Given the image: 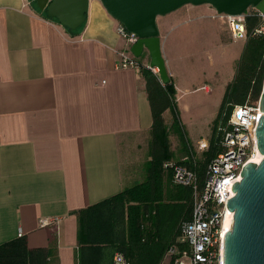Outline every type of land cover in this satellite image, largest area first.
<instances>
[{"label":"crops","instance_id":"0c3cea01","mask_svg":"<svg viewBox=\"0 0 264 264\" xmlns=\"http://www.w3.org/2000/svg\"><path fill=\"white\" fill-rule=\"evenodd\" d=\"M117 23L101 0H88L76 33L31 0H0V244L22 237L29 248L49 249V264H77L78 210L148 175L145 81L116 66L127 47ZM156 26L180 120L163 113L171 160L197 165L192 151L204 159L201 135H210L224 95L225 52L233 61L246 38L233 39L207 3L158 15ZM138 59L149 67L146 49ZM41 217L58 222L41 227Z\"/></svg>","mask_w":264,"mask_h":264},{"label":"trees","instance_id":"16d2710c","mask_svg":"<svg viewBox=\"0 0 264 264\" xmlns=\"http://www.w3.org/2000/svg\"><path fill=\"white\" fill-rule=\"evenodd\" d=\"M43 14L46 16L45 11ZM80 27L66 29L76 33ZM245 29L243 50L213 120L204 159L199 166L189 164L200 178L208 161L221 150L218 126L225 124L235 105L256 101L262 91L264 18L254 7L246 14ZM140 73L152 116L148 175L144 181L76 212L77 264H114L116 251L130 264H160L167 248L176 243L181 223L191 218V188L174 184L171 170L163 168L172 158L164 111L172 112L173 124L180 123L174 86L170 79L162 83L157 73L142 64ZM50 255L49 249L29 248L22 237L0 244V264H49Z\"/></svg>","mask_w":264,"mask_h":264},{"label":"built area","instance_id":"2783aa9c","mask_svg":"<svg viewBox=\"0 0 264 264\" xmlns=\"http://www.w3.org/2000/svg\"><path fill=\"white\" fill-rule=\"evenodd\" d=\"M248 10L238 15L221 13L235 40L246 38L245 17ZM260 14L264 18V14ZM116 32L127 42L126 49L119 53L116 66L140 71L139 57L130 51L138 36L120 22L116 25ZM149 68L158 72L155 67ZM258 99L235 105L225 124L218 126L221 150L208 161L201 178L184 162L167 160L163 163L164 169L171 170L173 183L191 188L193 196L191 218L181 223L176 243L165 252L168 264H222L223 225L227 214L232 213L233 221V212L226 204L227 199L234 195L232 184L241 180V171L248 162L260 161L255 160L260 152L255 130L262 114ZM207 146L206 142L199 143L200 148ZM55 222L58 218L41 217L38 220L41 227ZM112 259L114 264H130L120 251H116Z\"/></svg>","mask_w":264,"mask_h":264},{"label":"water","instance_id":"95a60500","mask_svg":"<svg viewBox=\"0 0 264 264\" xmlns=\"http://www.w3.org/2000/svg\"><path fill=\"white\" fill-rule=\"evenodd\" d=\"M32 1V0H31ZM36 7L62 26L75 30L85 21L88 0H34ZM108 12L138 39L130 51L140 57L146 49L149 67H155L162 83L169 81L156 17L171 12L184 4H210L218 13L238 15L254 7L264 14V0H101ZM259 116L255 130L257 147L262 159L248 162L241 171V180L234 181V195L227 199L233 212L230 230L223 236L222 264H264V83L260 93Z\"/></svg>","mask_w":264,"mask_h":264},{"label":"rangeland","instance_id":"374dc122","mask_svg":"<svg viewBox=\"0 0 264 264\" xmlns=\"http://www.w3.org/2000/svg\"><path fill=\"white\" fill-rule=\"evenodd\" d=\"M32 2V4L34 5V6H36L35 5V1L34 0H32L31 1ZM252 8V7H251ZM251 10H253V9H250V11ZM241 40H243V39H241ZM228 54H229V52L226 50V52H225V57H224V62H223V64H221V66H220V74L222 75V79H223V81H225V83H224V92H225V89H226V87H227V85L232 81V77H233V75H234V71H235V66H236V63H237V61H238V59L240 58V56L238 55L237 56V58H234V60L233 61H230V59H229V57H228ZM170 113H167L168 114V118H169V116H171V114H172V112L171 111H169ZM216 117V116H215ZM215 119V118H214ZM211 126H212V124H211ZM202 137H206L207 138V141H208V143H209V139H210V137H211V132H210V135L209 136H204V134L203 135H201ZM200 138V134L199 135H197V137L195 138V139H193L192 138V144L194 145V147H196V140L197 139H199ZM193 152V154L195 155V158L198 160L197 162V165L199 166L200 164H201V162L203 161V155L198 151V153H196L195 152V150L194 151H192ZM142 164V163H141ZM144 164V163H143ZM145 167V166H144ZM142 169V168H141ZM143 170V169H142ZM142 170L140 171V168H138L137 169V171L139 172H142ZM137 172V173H138ZM140 174V173H139ZM180 247H183V245L182 244H180L179 245Z\"/></svg>","mask_w":264,"mask_h":264},{"label":"bare ground","instance_id":"6f19581e","mask_svg":"<svg viewBox=\"0 0 264 264\" xmlns=\"http://www.w3.org/2000/svg\"><path fill=\"white\" fill-rule=\"evenodd\" d=\"M263 157V154H261L260 152L257 154V156L255 157V160L259 161L261 160V158ZM232 213L227 214L225 221H224V225H223V230L224 232H226L227 230H230L231 226H232Z\"/></svg>","mask_w":264,"mask_h":264}]
</instances>
